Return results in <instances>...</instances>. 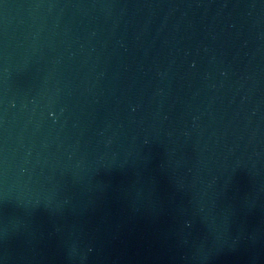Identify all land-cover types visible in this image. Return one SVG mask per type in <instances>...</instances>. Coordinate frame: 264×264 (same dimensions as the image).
<instances>
[{"label":"water","instance_id":"water-1","mask_svg":"<svg viewBox=\"0 0 264 264\" xmlns=\"http://www.w3.org/2000/svg\"><path fill=\"white\" fill-rule=\"evenodd\" d=\"M0 264H264V0H0Z\"/></svg>","mask_w":264,"mask_h":264}]
</instances>
